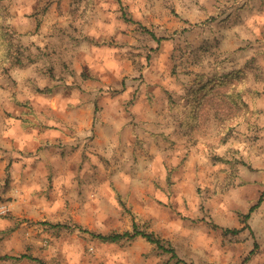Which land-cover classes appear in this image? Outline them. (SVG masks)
<instances>
[{"label": "rangeland", "instance_id": "1", "mask_svg": "<svg viewBox=\"0 0 264 264\" xmlns=\"http://www.w3.org/2000/svg\"><path fill=\"white\" fill-rule=\"evenodd\" d=\"M0 21L46 75L57 68L36 43L49 33L62 36L64 49L85 39V54L116 61L115 67H85L89 79H112L96 94L113 95L126 85L135 96L145 79L146 89L170 81L161 93L175 107L160 139L145 128L132 133L133 141L116 142L101 132L97 142L89 130L63 145H46L40 156L41 147L23 150L35 157L5 168L0 203L9 210L0 218V255L15 249L5 238L17 230L16 255L41 262L10 264H181L142 237L102 242L72 227L121 232L134 221L166 239L188 263L264 264V0H0ZM60 69L71 71L65 64ZM232 70L247 75L248 115L230 124L222 143L216 121L184 125L176 103L200 81ZM16 71L0 74V110L6 113L22 89ZM27 102L23 106L31 108ZM98 114L95 107L93 122ZM245 224L249 228L238 233L224 232Z\"/></svg>", "mask_w": 264, "mask_h": 264}, {"label": "crops", "instance_id": "2", "mask_svg": "<svg viewBox=\"0 0 264 264\" xmlns=\"http://www.w3.org/2000/svg\"><path fill=\"white\" fill-rule=\"evenodd\" d=\"M72 42L77 45L76 42L79 41L73 39ZM36 44L49 55L48 62L57 68L53 71L56 75L49 76L43 69L38 70L37 62L16 68L19 79L15 80H18L22 89L15 97L16 103L10 104L8 101L10 106L14 105L11 106V111L6 113L3 109L0 110V194L7 192L3 187L5 168L7 166L17 168L31 157H35L34 154H23V150L41 147L36 155L40 156L46 150V145L54 143L63 145L78 136H83L89 130L95 132L97 142L101 141V132H109V138L116 142L133 141L131 135L138 129L146 131L145 128H148L152 139L156 137L160 139L162 132H168L175 107L169 98L163 99L161 91H168L169 85L172 84L170 81H159L164 88L162 85L161 87L155 85L146 89L149 81L145 79L141 85L144 90L135 96H132L131 92L133 87L126 85L113 95H99L95 90L112 79H89L85 76V67L91 62L100 64L101 69L107 66L115 67V60L107 61L105 57L94 58L85 54V39L81 45L64 49L62 36L56 33H49L47 41ZM64 64L71 68L67 75L60 69ZM122 80L117 79L121 85L123 81L126 84L125 79ZM45 88H48V91L37 90ZM26 100L27 104L32 105V109L23 106L22 102ZM95 107L100 109L102 115L98 114L99 118L93 122ZM181 110L178 109L180 116ZM182 123L181 119V123L178 122L180 130ZM72 129L74 132H71ZM19 239L20 234L17 230L6 236L5 242L6 240L15 242V249L10 252L11 254L8 253L9 255H16L21 251ZM10 263V260L4 262Z\"/></svg>", "mask_w": 264, "mask_h": 264}, {"label": "trees", "instance_id": "3", "mask_svg": "<svg viewBox=\"0 0 264 264\" xmlns=\"http://www.w3.org/2000/svg\"><path fill=\"white\" fill-rule=\"evenodd\" d=\"M152 38L157 42L161 38L156 37L153 33H150ZM14 33L11 28L4 25L0 21V74H6L13 68H22L29 64L34 63L35 59L30 53H26V50L21 46L19 40L16 41ZM71 72V71H69ZM208 80L200 81V84H196L189 90V95L185 98L183 105H178L183 110V120L185 124L201 126V122H208L210 120L216 121L221 128L223 137L221 142L227 141V134L230 124H238L243 122L248 115V106L243 99V93L246 92L247 75L243 70H232L228 74L207 78ZM48 91V88L37 89ZM117 92V91H114ZM174 102L173 99L170 100ZM228 124V125H227ZM261 201V196L257 202L253 204L247 213L244 214L246 220L254 208L258 206ZM51 227H70L67 224L62 223H47ZM73 228H77L81 232H86L92 237L97 238L102 242H119L123 239L133 240L136 237H142L147 242L154 244L157 249L162 252L170 254L171 258H175L176 262L181 264H194L188 263L179 259L175 249L168 241L153 231H147L140 228L134 221L130 230H123L121 232L110 233H95L80 225H73ZM243 228H249L247 224L239 228H225L224 232L238 233ZM252 253V250L251 252ZM31 259L41 262L39 259L31 257L26 253H20L18 255H0V260H12L13 262L21 259ZM247 258V257H246Z\"/></svg>", "mask_w": 264, "mask_h": 264}, {"label": "built area", "instance_id": "4", "mask_svg": "<svg viewBox=\"0 0 264 264\" xmlns=\"http://www.w3.org/2000/svg\"><path fill=\"white\" fill-rule=\"evenodd\" d=\"M8 206L6 203H0V218L8 213Z\"/></svg>", "mask_w": 264, "mask_h": 264}]
</instances>
